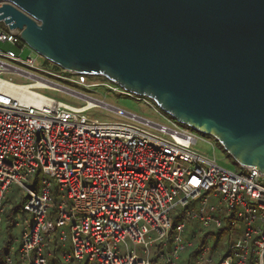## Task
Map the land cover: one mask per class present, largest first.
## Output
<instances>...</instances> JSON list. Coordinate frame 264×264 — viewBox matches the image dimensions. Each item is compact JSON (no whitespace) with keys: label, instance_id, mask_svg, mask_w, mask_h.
<instances>
[{"label":"built area","instance_id":"built-area-1","mask_svg":"<svg viewBox=\"0 0 264 264\" xmlns=\"http://www.w3.org/2000/svg\"><path fill=\"white\" fill-rule=\"evenodd\" d=\"M20 33L0 21V44L9 45L0 47V233L12 185L25 197L14 215L19 244L3 264L12 255L19 264H177L195 245L191 221L231 237L223 252L204 244L194 264H264L263 174L225 169L195 147L191 127L108 79L71 73L84 88L142 101L163 121L76 91L84 104L46 94L61 87L49 76L67 79L65 70L21 56ZM95 108L111 120L87 114ZM39 172L40 188L29 186Z\"/></svg>","mask_w":264,"mask_h":264},{"label":"water","instance_id":"water-1","mask_svg":"<svg viewBox=\"0 0 264 264\" xmlns=\"http://www.w3.org/2000/svg\"><path fill=\"white\" fill-rule=\"evenodd\" d=\"M0 21L45 60L152 99L264 175V0H0Z\"/></svg>","mask_w":264,"mask_h":264},{"label":"rangeland","instance_id":"rangeland-1","mask_svg":"<svg viewBox=\"0 0 264 264\" xmlns=\"http://www.w3.org/2000/svg\"><path fill=\"white\" fill-rule=\"evenodd\" d=\"M0 47L7 48V47H9V45L8 44H4V45L0 44ZM20 54L23 57H27L30 54L33 57L37 56V53H35L27 44L25 45V48L23 49V51ZM41 59L43 60V58H41ZM49 63H50L49 65H51L52 67H55L57 69H62L61 67L55 65L54 63H51V62H49ZM65 74L67 75L66 76L67 79H63V78L58 79L56 77L49 76L50 78L53 79V81L57 82L61 86L58 89L59 91L56 92V91L46 90L44 92L50 96H53L54 98H57V99H60V100H63V101L69 102V103H73L76 106L84 104L85 97L83 95H87L88 97H93V98H96L97 100H104L107 103H109L115 107H118V108H121V109H124L127 111H131V112H135L137 114L145 115L146 117H149L153 120L163 121L162 117H160L156 112H154L150 107H148L142 101H138L134 98H131V97L126 96V95H121L118 93H112V92L109 93L102 87H97V88H92V89L84 88V87L79 86L76 83L72 82L73 76H72L71 72L65 70ZM88 78L90 80H93V81L106 79L105 77L100 76V75L89 76ZM18 81H20V82L27 81V79L18 78ZM75 91L79 92L83 95H81V94L76 95ZM154 104H155V102H154ZM159 110L164 115H167V113L163 112L160 108H159ZM105 112L108 113L107 111H105L103 109L101 110L100 108H95L93 110L88 111L87 114L88 115H94L101 120H111V117H109V115H105ZM108 114H110V113H108ZM193 131L199 137L195 147L200 152L205 153V154L210 155V156H214L216 158L218 164L227 170L235 171L237 173L245 171L244 167L240 166L238 163H236L233 160L232 157L227 155L226 151L220 146V144L218 143V141L216 139H214L213 137H211L210 135H207L205 133H202V132H199L196 130H193ZM208 141L211 142V145L208 143ZM40 175L41 174L39 172L38 174L29 177L27 184L29 186H32L35 182H37L38 183L37 188H40V185H41L40 184ZM19 189L20 188L18 185H12L9 193L6 196L5 201L6 200H9V201L12 200V202L17 201L20 198ZM216 200H217L216 197H210V201L214 202ZM192 205L198 206V203L196 201H192ZM50 208L52 209V206ZM53 217L51 218V220L54 219ZM14 219H15V217L13 218V220ZM2 220L6 221L9 219H7L6 217H3ZM14 225H15V221H14ZM21 230L22 229L20 226H17V227L14 226L11 234L14 237L19 238L20 234H21ZM3 232H4V230L2 231V234H3ZM206 232L207 231H201V232H199V234L197 236L201 237ZM0 235H1V233H0ZM233 235H234V237L237 235L235 231H234ZM67 237L68 238H67L66 243L68 244V249H70V239H69L68 231H67ZM230 238L231 237H229L228 234L221 233L219 235V237L216 238V235H212L207 240H208L209 245L216 243L219 247L218 252H223V249L227 248L226 246H227L228 240H230ZM18 244H19V242L18 243L14 242V245L18 246ZM11 258H12V264H19L17 256L12 255Z\"/></svg>","mask_w":264,"mask_h":264},{"label":"trees","instance_id":"trees-1","mask_svg":"<svg viewBox=\"0 0 264 264\" xmlns=\"http://www.w3.org/2000/svg\"><path fill=\"white\" fill-rule=\"evenodd\" d=\"M53 194H57L56 188L52 189ZM6 199V198H5ZM25 197L20 195V198L17 201L6 200L5 202L8 204V209L5 213V217L9 220H6L3 224L1 235H0V264H3V258L8 251L10 245L14 242L15 238L11 233L12 229L14 228V215L16 212L21 209L22 203L24 202ZM4 230L3 234L2 231ZM190 236H194V243L193 247H190L185 250V252L181 255V258L178 260L177 264H194L195 258L199 251L201 250L204 244L208 243V238L212 235H216V238L219 237L221 233H223L224 229H220L218 231H207L201 237L197 235L201 232V228L199 227L196 221H191L190 225L187 227ZM198 237V238H197ZM232 241V239H231ZM212 250H217L218 252V245L216 243L211 245ZM216 264V263H214Z\"/></svg>","mask_w":264,"mask_h":264},{"label":"bare ground","instance_id":"bare-ground-1","mask_svg":"<svg viewBox=\"0 0 264 264\" xmlns=\"http://www.w3.org/2000/svg\"><path fill=\"white\" fill-rule=\"evenodd\" d=\"M43 84H45V83H43ZM40 87H46V85H42V86H40ZM25 89H26V87H23V88H22V91L24 92ZM23 92H22V93H23ZM40 97H41L40 99H43L42 96H40ZM87 100H88L90 103H92V101L90 100L89 97H87Z\"/></svg>","mask_w":264,"mask_h":264}]
</instances>
